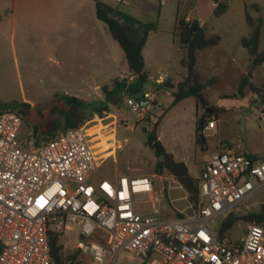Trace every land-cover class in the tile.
I'll list each match as a JSON object with an SVG mask.
<instances>
[{
	"label": "rangeland",
	"instance_id": "374dc122",
	"mask_svg": "<svg viewBox=\"0 0 264 264\" xmlns=\"http://www.w3.org/2000/svg\"><path fill=\"white\" fill-rule=\"evenodd\" d=\"M98 1L142 22L154 23L158 30L166 32L152 35L147 42L143 53L147 78L141 83L140 91L127 97L123 89L116 96L117 104L106 101V92L115 83L127 86L135 79L130 83L122 80L121 75L127 72L122 50L101 22V45L96 50L102 56L101 74L95 78L87 70L79 69L80 63L90 60L93 49L61 45L44 48L35 44L37 38L31 35L23 43L17 34L13 39L0 24V112L22 114L29 107L34 111L53 113L67 97H75L89 106L93 103L106 105V110L93 114L82 124L95 141L93 147L98 148L100 156L106 157L89 182L111 180L115 175L149 176L155 191L161 195L158 208L165 216H191L195 209L187 201V194L178 181L165 171L159 176L154 174L156 159L147 146L146 135L156 125V135L166 152L174 160L183 162L194 179L198 177L199 163L219 144L238 153L264 155V62L252 66L253 58L239 44L240 38L250 31L245 12L254 19H264V0H229L225 13H222L225 5L221 0L213 12L210 9L212 0ZM254 1L259 5L257 10L250 5ZM187 13L190 20L202 21L206 36L218 34L223 44L201 50L196 56L201 82L205 84L202 96L206 104L188 97L170 108L172 93L185 76L175 35L176 18ZM263 48L264 24L258 52ZM245 77L247 83L239 93L237 88ZM157 80L173 86L164 87ZM152 92L157 94L153 109L137 121L126 105V99L140 100L143 94ZM201 118L213 120L214 129L205 133L196 131ZM60 131L63 130L59 128ZM197 135L202 138V143L196 142ZM30 137L35 141L41 139L35 138L30 127L23 123L20 138L28 140ZM261 207L264 208V191L253 194L234 213L244 216L258 212ZM220 222L216 219L214 225L219 227ZM248 222L236 221L227 234L239 235ZM49 230L59 233V243L65 252L74 251L80 240L76 226L57 232L55 225H50ZM114 264H139V260L120 252Z\"/></svg>",
	"mask_w": 264,
	"mask_h": 264
},
{
	"label": "built area",
	"instance_id": "2783aa9c",
	"mask_svg": "<svg viewBox=\"0 0 264 264\" xmlns=\"http://www.w3.org/2000/svg\"><path fill=\"white\" fill-rule=\"evenodd\" d=\"M121 78L135 79L128 71ZM156 95L126 99L137 121ZM22 125V114L0 112V264H53L50 225L57 232L77 227L75 264H114L120 252L139 264H264L262 225L248 222L234 237L220 232L231 212L264 191V159L219 144L199 163L195 212L170 218L159 210L161 195L149 176L89 182L106 157L85 125L39 141L20 138ZM214 127L206 121L201 132Z\"/></svg>",
	"mask_w": 264,
	"mask_h": 264
},
{
	"label": "trees",
	"instance_id": "16d2710c",
	"mask_svg": "<svg viewBox=\"0 0 264 264\" xmlns=\"http://www.w3.org/2000/svg\"><path fill=\"white\" fill-rule=\"evenodd\" d=\"M94 7L96 18L106 26L111 38L122 50L127 71L135 77V81L130 83V85L125 86L123 83H115L113 88L106 92V101L117 104L119 101H115L116 96L123 89L126 90L127 97H131L140 91L141 83L147 78L144 70L142 48L148 35L151 32L158 31V29L154 23L142 22L98 0H94ZM251 7L257 9L256 4H252ZM245 22L249 26L250 31L246 37L240 39V45L253 58L251 64L255 66L264 62V48L258 52V42L264 19L261 17L254 19L246 11ZM175 35L181 50L180 64L185 69V76L177 83L176 91L172 93L173 100L169 107L171 108L180 100L188 97L194 98L201 104H206L202 96L205 84L201 82L200 74L196 67V56L199 51L217 45L220 38L218 35L207 37L204 28L199 25V21L197 19L187 20L185 15H177ZM246 83L247 77L241 80L237 88L239 93ZM162 85L166 86V83ZM167 86L171 88L168 83ZM57 107V110L53 111V113L49 111H34L26 107L22 113L23 123L30 127L35 138L54 137L59 128L66 130L78 127L89 120L93 114H99L106 110V105L100 106L93 103L92 106H89L75 97L65 98ZM210 110L215 113L214 110ZM208 116L205 115V117ZM205 122L206 120L203 118L199 119L198 123L200 126L196 125V131H201V127ZM155 131L156 125L146 135L147 146L153 151L156 159L154 174L159 176L165 171L173 176L185 190L189 204L196 209L198 203L197 179L189 175L188 169L183 162L174 160L173 156L166 152ZM196 142L202 143V138H199L198 135ZM247 155L254 157L251 154ZM240 219L264 226V208L261 207L258 212L248 213L244 216H237L234 212H231L221 222L220 232L222 234L227 232ZM47 240L49 257L53 264H75L78 253L76 251L68 253L62 249V245L59 243V233L48 230Z\"/></svg>",
	"mask_w": 264,
	"mask_h": 264
},
{
	"label": "crops",
	"instance_id": "0c3cea01",
	"mask_svg": "<svg viewBox=\"0 0 264 264\" xmlns=\"http://www.w3.org/2000/svg\"><path fill=\"white\" fill-rule=\"evenodd\" d=\"M218 1L220 0H212L210 7L212 12L218 5ZM221 1L225 5V10L222 13H225L229 8V0ZM255 2L257 1L252 2L250 5L256 4L258 9L259 5ZM247 4L249 5V3ZM185 16L189 20L190 15L187 13ZM99 22L101 21L95 16L94 0H0V24L2 29L10 32V36L13 39L17 34L19 36L18 38L25 43L26 39L31 35L37 38L34 43L44 48H56L60 47V45L63 47H89L93 49L92 53L89 54L90 60L86 63H80L79 69L87 70L94 78L97 74H101L102 56L101 52L98 54L96 52L97 48L101 45L102 37V27ZM199 25L203 26L202 21H199ZM164 33L166 32L158 30L148 35L142 48L143 60V53L151 36ZM168 35L172 36L170 33ZM221 42L222 40L220 38L219 43L213 47L221 46L223 44ZM97 55L99 56L97 57ZM197 65L196 60V67L198 68ZM157 81L161 82V80ZM163 83L164 81L160 84ZM168 84L171 87L173 86L172 83ZM164 87L170 88L167 86V83ZM96 97L98 98V96ZM243 154H248V152L244 151ZM249 154L259 160L264 159V155L258 156L254 152H249Z\"/></svg>",
	"mask_w": 264,
	"mask_h": 264
},
{
	"label": "water",
	"instance_id": "95a60500",
	"mask_svg": "<svg viewBox=\"0 0 264 264\" xmlns=\"http://www.w3.org/2000/svg\"><path fill=\"white\" fill-rule=\"evenodd\" d=\"M141 104H144V102H143V101H141ZM197 125H198V126H200V124H199V123H198ZM199 136H201V135H199Z\"/></svg>",
	"mask_w": 264,
	"mask_h": 264
}]
</instances>
